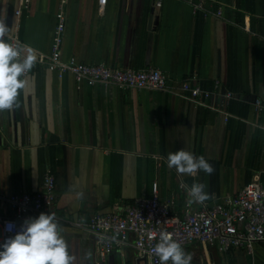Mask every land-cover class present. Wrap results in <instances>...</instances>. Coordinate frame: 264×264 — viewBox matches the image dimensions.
Masks as SVG:
<instances>
[{
  "label": "crops",
  "instance_id": "obj_1",
  "mask_svg": "<svg viewBox=\"0 0 264 264\" xmlns=\"http://www.w3.org/2000/svg\"><path fill=\"white\" fill-rule=\"evenodd\" d=\"M222 5L226 19L194 15L190 6L165 0H67L61 59L113 69L157 68L172 84L185 80L215 92L196 105L160 91L88 86L71 74L60 79L36 63L20 95L19 108L0 113V195L34 194L44 175L56 177L58 215L74 221L124 211L150 197L158 184L161 201H174L183 217L189 199L179 185L202 183L209 205L224 204L243 188L264 183V0H207ZM61 0H31L20 19V0H0V22L35 52L48 54ZM153 16L152 26L149 25ZM220 83L219 90L216 83ZM234 95L224 113L221 93ZM222 108V107H221ZM181 148L203 156L214 172L191 176L168 167ZM74 264H128L127 247L105 262L97 239L60 226ZM183 249L193 264H264V242L253 252L192 243Z\"/></svg>",
  "mask_w": 264,
  "mask_h": 264
},
{
  "label": "built area",
  "instance_id": "obj_2",
  "mask_svg": "<svg viewBox=\"0 0 264 264\" xmlns=\"http://www.w3.org/2000/svg\"><path fill=\"white\" fill-rule=\"evenodd\" d=\"M61 0L59 12L56 15L57 25L54 30V41L48 54L35 52L36 63L57 73L60 79L66 74L73 75L77 83L88 86H115L120 89L150 90L170 93L196 105L208 107L204 100L215 94L195 86L188 79L178 85L171 83L170 78L157 68L142 70L113 69L106 64L88 65L71 58L68 62L61 59L64 42L66 17L64 4ZM165 0H154L156 8H161ZM190 6L194 15L226 19L222 5L211 8L207 0H176ZM108 0H98L101 8ZM31 0H20V7L15 12L20 19L24 11L30 8ZM6 42L14 47L26 46L17 35L8 33ZM30 72L25 73L27 77ZM219 90L220 83L215 85ZM221 107H211L212 110L224 113V106L233 100L231 92L221 93ZM255 111L264 115V100L256 99ZM179 185L180 191H186ZM56 177L51 171L44 175L42 188L34 194L0 195V244L10 236H14L28 218L38 217L41 213L55 216L59 227L67 225L83 231L97 239V256L100 262L117 250L131 247L136 252V258L128 264H159L158 257L151 249L159 240L161 232H168L173 240L186 247L192 243H199L203 247H215L220 252H228L232 248H242L253 252L256 245L264 242V183L243 188L235 197L224 204L209 205L203 203L187 204L183 217L173 214L174 201H161L157 183L152 185L150 197L136 199L124 211L111 214H97L88 221L83 218L70 221L60 217L55 209L56 205ZM11 223V232L6 225ZM171 264V261L168 262ZM191 264H193L191 262Z\"/></svg>",
  "mask_w": 264,
  "mask_h": 264
},
{
  "label": "clouds",
  "instance_id": "obj_3",
  "mask_svg": "<svg viewBox=\"0 0 264 264\" xmlns=\"http://www.w3.org/2000/svg\"><path fill=\"white\" fill-rule=\"evenodd\" d=\"M10 32L4 22H0V113L19 108L20 95L26 86L22 79L25 73L33 68L36 62L34 50L28 46L14 47L6 42L5 36ZM168 167L175 168L182 176H191L198 171L212 175L214 169L205 157L196 156L181 148L167 156ZM189 197L187 204L203 203L209 199L205 185L193 183L181 185ZM13 225H6L11 232ZM62 229L49 213L28 218L20 230L0 244V264H74L75 258L70 255L68 244L61 235ZM158 257L159 264H191L192 255L187 253L179 243L173 240L168 232H161L159 240L151 249Z\"/></svg>",
  "mask_w": 264,
  "mask_h": 264
},
{
  "label": "water",
  "instance_id": "obj_4",
  "mask_svg": "<svg viewBox=\"0 0 264 264\" xmlns=\"http://www.w3.org/2000/svg\"><path fill=\"white\" fill-rule=\"evenodd\" d=\"M153 16H150V20H149V25L152 26V23H153Z\"/></svg>",
  "mask_w": 264,
  "mask_h": 264
}]
</instances>
